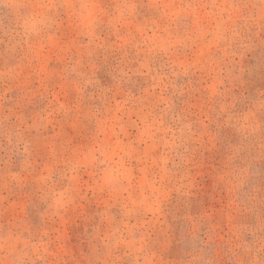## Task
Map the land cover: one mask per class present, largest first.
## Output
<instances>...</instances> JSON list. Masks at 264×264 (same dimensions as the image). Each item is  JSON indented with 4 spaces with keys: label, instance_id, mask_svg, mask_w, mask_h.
Instances as JSON below:
<instances>
[{
    "label": "rangeland",
    "instance_id": "374dc122",
    "mask_svg": "<svg viewBox=\"0 0 264 264\" xmlns=\"http://www.w3.org/2000/svg\"><path fill=\"white\" fill-rule=\"evenodd\" d=\"M81 2L0 0V264H264V0Z\"/></svg>",
    "mask_w": 264,
    "mask_h": 264
},
{
    "label": "clouds",
    "instance_id": "9594fccd",
    "mask_svg": "<svg viewBox=\"0 0 264 264\" xmlns=\"http://www.w3.org/2000/svg\"><path fill=\"white\" fill-rule=\"evenodd\" d=\"M66 7L69 9H72L75 7V5L71 2H68L66 4ZM97 5L95 3L90 2H81L79 3V10H80V17L82 20V23L85 27H91L92 24V18H93V12L96 10Z\"/></svg>",
    "mask_w": 264,
    "mask_h": 264
},
{
    "label": "snow or ice",
    "instance_id": "6c2138e0",
    "mask_svg": "<svg viewBox=\"0 0 264 264\" xmlns=\"http://www.w3.org/2000/svg\"><path fill=\"white\" fill-rule=\"evenodd\" d=\"M82 2H86V0H82ZM260 113L262 116H264V99H262L260 103ZM250 115H251L250 113H237L236 119L246 121L250 118ZM262 125H264V121H262ZM262 132H264V126H262Z\"/></svg>",
    "mask_w": 264,
    "mask_h": 264
}]
</instances>
